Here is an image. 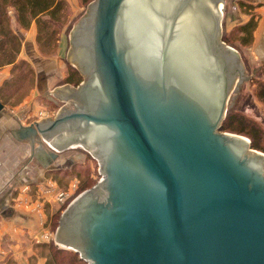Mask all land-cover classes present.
Masks as SVG:
<instances>
[{"label":"water","instance_id":"95a60500","mask_svg":"<svg viewBox=\"0 0 264 264\" xmlns=\"http://www.w3.org/2000/svg\"><path fill=\"white\" fill-rule=\"evenodd\" d=\"M224 12L225 0H95L70 28L87 83L54 94L73 108L11 130L31 151L41 133L50 153L80 142L99 161L55 243L89 264H264V153L223 130L250 79Z\"/></svg>","mask_w":264,"mask_h":264},{"label":"rangeland","instance_id":"374dc122","mask_svg":"<svg viewBox=\"0 0 264 264\" xmlns=\"http://www.w3.org/2000/svg\"><path fill=\"white\" fill-rule=\"evenodd\" d=\"M93 0H65V7L59 18V30L55 37L46 38L42 41L37 37L38 30L33 22L27 28L17 29L20 32L21 44L16 56L14 65H3L6 67L3 73H0V100L4 104L2 114L5 113L12 118L29 124L33 120H40L43 117H53L58 113L59 107L63 102L56 99L54 91L57 85L66 83L68 72L73 71L74 84L76 79H82L77 71V67L69 60V49L71 40L72 26L78 24L87 7ZM249 6H253L250 9ZM9 14L11 11L9 10ZM252 16L257 20V27L254 31L253 41L250 44H244L242 38H247V33H241L240 29L245 25ZM264 0H225V12L222 18V34L226 43L234 47L240 56V64L243 66L244 77H250L241 81L237 90L232 88L229 100L228 110L241 112L248 119L258 123L264 130V100L258 96V88L260 83H264ZM16 28V27H15ZM74 65L75 67H72ZM49 69H46V68ZM76 72V73H75ZM67 75V76H66ZM238 82L239 76H236ZM16 110L22 109L20 117H16ZM67 105V104H66ZM73 106H70L72 108ZM1 115V114H0ZM236 133V132H233ZM239 134V133H238ZM252 140L248 134H242ZM13 136V135H12ZM10 138V134L5 133V141L9 140L8 159H13L14 151L19 149L21 161L30 158V149L25 141H17L14 137ZM3 138V137H2ZM2 142L0 138V143ZM7 146V148H8ZM264 148V136L262 139ZM45 148L49 149L46 145ZM53 148V146H52ZM58 154V158L72 156L77 164H68V176L64 174H53L50 170L41 168V174L47 180V185L38 187H30L27 184V194L33 197L37 194H46L47 190L53 191L49 196H43V212H42V231L40 235L41 249L38 254L44 260V264H89L87 261L80 262V253L73 252L72 248L61 247L55 243L54 234L59 225L60 217L65 210V205L60 204L55 194L58 191H68L69 195L76 196L80 192L91 188L101 178V170L99 161L87 149L82 147L69 148L65 151H59L54 148ZM259 150V149H258ZM264 153V150H259ZM89 152V153H88ZM27 169H33L37 163L30 160ZM39 164V163H38ZM57 163V159L50 162ZM54 166L55 167H58ZM39 170H40V165ZM61 165L60 167H64ZM72 166V167H70ZM31 167V168H30ZM70 167V168H69ZM51 200V201H46ZM33 200V198H32ZM58 248L59 252H56ZM85 260V259H84Z\"/></svg>","mask_w":264,"mask_h":264},{"label":"crops","instance_id":"0c3cea01","mask_svg":"<svg viewBox=\"0 0 264 264\" xmlns=\"http://www.w3.org/2000/svg\"><path fill=\"white\" fill-rule=\"evenodd\" d=\"M264 22V19H263ZM6 67H0V73H3ZM56 90V89H55ZM57 101L62 102L65 98L55 96ZM9 107H12L9 106ZM16 117H20L22 109L12 107ZM18 123L24 124L19 120L12 118L5 113L0 115V264H44L41 255L38 254L41 249L40 235L43 228V196L52 195L53 191L44 194H37L31 197L27 194L28 186L41 188L47 185V180L42 176L41 168L47 170L54 168L59 164H47L42 158L35 159L36 154L30 149V158L24 162L20 159L19 149L14 151L13 159L10 157L9 140L5 141L4 136L7 133L12 136L11 130L18 126ZM3 137V138H2ZM13 137V136H12ZM8 146V148H7ZM36 149V148H35ZM34 149V150H35ZM50 150V148H49ZM33 157V158H32ZM72 156H70L71 158ZM69 157L57 159L59 166L65 165V160ZM55 159V160H56ZM30 160H34L37 165L33 169H27ZM39 163V164H38ZM54 165V166H53ZM31 168V167H30ZM55 189V188H53ZM33 198V200H32ZM46 201H51L47 200Z\"/></svg>","mask_w":264,"mask_h":264},{"label":"trees","instance_id":"16d2710c","mask_svg":"<svg viewBox=\"0 0 264 264\" xmlns=\"http://www.w3.org/2000/svg\"><path fill=\"white\" fill-rule=\"evenodd\" d=\"M64 7L65 0H0V66L15 64L21 44L20 32L17 29L27 28L34 22L38 30L37 37L41 41L46 36L48 39L51 37L54 38L59 30V18L62 15L61 12ZM249 8L253 9L254 7L249 6ZM9 10L11 14H9ZM256 27L257 20H255L254 16L241 27L240 32L248 34L247 38H242L244 44H250L253 41ZM70 73L74 75L73 71ZM72 77L68 76L65 81L71 83L73 81ZM79 80L81 79L78 77L74 81V84ZM258 96L264 100V83H260L259 85ZM223 130L239 134H248L252 138V147L264 150L262 146L264 130L257 122L248 119L241 112H235L233 109L228 110L223 122ZM67 168L54 169L49 172L55 175L64 174ZM64 175L68 176V173ZM56 252H59L58 248H56ZM83 261L86 260H80V262Z\"/></svg>","mask_w":264,"mask_h":264},{"label":"flooded vegetation","instance_id":"af4514ba","mask_svg":"<svg viewBox=\"0 0 264 264\" xmlns=\"http://www.w3.org/2000/svg\"><path fill=\"white\" fill-rule=\"evenodd\" d=\"M95 0H93L90 4H94ZM89 4V5H90ZM89 11V6L87 7V10L85 11V13L83 15H85L87 12ZM79 23V22H78ZM78 24L72 26L73 27H76ZM70 47H71V40H70ZM72 67H75L74 65H72ZM76 68V67H75ZM46 69H49L48 67ZM77 71L79 72L78 74L80 76H82V79L79 80L76 84H73L71 85L69 82H66V83H63L61 85H57L56 89H59V88H62V87H67L69 90H76L81 84L83 83H87V73L85 72H81L78 68H76ZM67 76V75H66ZM68 76L72 77L73 75L68 72ZM65 98V97H63ZM75 98H65V101L63 102V105L62 107H69L70 106H74V102H75ZM67 104V105H66ZM59 111L57 114H55L53 117H43L42 119L40 120H33L31 123H33L34 121H42L44 118H47L48 121H53L62 111L63 108H61V106L59 107ZM73 108V107H72ZM29 123V124H31ZM29 124H25V125H29ZM27 142V141H25ZM76 142V141H75ZM28 146H29V149H30V144L29 142H27ZM45 145L48 147V148H51V146L44 141V138H43V135L41 133H39L37 135V137L35 138V150H34V154H36V157H34L35 159H38V158H42L47 164H50V162H52L53 160H55L57 157H58V154H53V153H50V150L45 148ZM83 145L80 144V142H77V145L73 148H76V147H82ZM84 147V146H83ZM85 148V147H84ZM52 149V148H51ZM87 148H85L84 150H86ZM89 151V150H88ZM89 153V152H88ZM33 158V157H32ZM79 160V158H78ZM77 161H75V159L73 157H69L65 160V166L64 167H55V168H48L47 170H54V169H62V168H67L68 167V164L70 163L71 165L72 164H76ZM102 176V174H101ZM77 196V195H76ZM76 196H69L67 198V200L65 201L66 203V207L70 204V202L76 197Z\"/></svg>","mask_w":264,"mask_h":264},{"label":"built area","instance_id":"2783aa9c","mask_svg":"<svg viewBox=\"0 0 264 264\" xmlns=\"http://www.w3.org/2000/svg\"><path fill=\"white\" fill-rule=\"evenodd\" d=\"M51 190L54 191V189H49V190H47V192H49V191H51ZM69 196H70V195H69V192H68V191H66V192H65V191H58V192L55 194V197H57L56 200H58L60 204H64L65 201L67 200V198H68Z\"/></svg>","mask_w":264,"mask_h":264},{"label":"bare ground","instance_id":"6f19581e","mask_svg":"<svg viewBox=\"0 0 264 264\" xmlns=\"http://www.w3.org/2000/svg\"><path fill=\"white\" fill-rule=\"evenodd\" d=\"M221 8V7H220Z\"/></svg>","mask_w":264,"mask_h":264}]
</instances>
